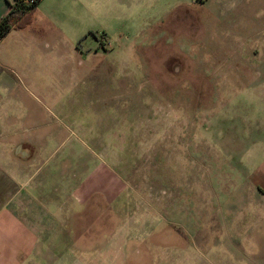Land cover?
I'll list each match as a JSON object with an SVG mask.
<instances>
[{"label":"rangeland","instance_id":"374dc122","mask_svg":"<svg viewBox=\"0 0 264 264\" xmlns=\"http://www.w3.org/2000/svg\"><path fill=\"white\" fill-rule=\"evenodd\" d=\"M151 2L40 0L0 38V135L15 142L1 163L22 165L25 138L42 166L0 169V219L27 213L17 201L54 162L103 169L118 195L90 200L135 226L119 228L125 253L72 249L77 264H264V0Z\"/></svg>","mask_w":264,"mask_h":264},{"label":"crops","instance_id":"0c3cea01","mask_svg":"<svg viewBox=\"0 0 264 264\" xmlns=\"http://www.w3.org/2000/svg\"><path fill=\"white\" fill-rule=\"evenodd\" d=\"M144 2H152L150 12H174V7L180 9L187 6L188 0H138ZM159 1L160 3H158ZM40 3L37 1L36 6ZM186 3V4H185ZM8 0H0V16L8 9ZM20 27H11L1 39L12 30L22 29ZM0 39V40H1ZM7 130V126L4 128ZM5 131L4 136L0 135V169H35L28 177L35 174L36 170L42 169L41 164L37 163L36 148L33 140L22 139V154H19L22 160V165L18 162L16 165L11 164L6 168L4 160H11L13 155V145L15 144L13 137ZM9 136V137H8ZM25 142V143H24ZM24 146V147H23ZM27 146V147H26ZM2 147V148H1ZM39 160V159H38ZM44 162L45 159H42ZM34 166V167H33ZM52 172L41 174L37 183L33 182L27 186L28 191L24 193L22 199L18 200L22 206L27 208V213L24 209L21 214H15L10 209V213H6L0 219V264H29V256L37 255V264L40 259L45 260V255L54 253L57 255L56 263L61 264L62 252L61 249H66V257L62 264H77L79 260L76 257L72 258L71 250L79 249L80 252L89 254L91 248L99 247L100 253H106L108 250L117 249L114 252L125 253L124 243L127 239L122 240L119 228L126 225L128 228L135 226L134 218L131 219L126 214L117 213L112 210L113 216H100L102 213L111 210V202L109 198L104 200L99 197L95 200H90V196L97 189L102 193L116 192L114 188L107 183L109 176L105 174L103 169H92L93 172L89 175L78 176L77 171L63 174L59 163L54 162L51 166ZM72 169V168H71ZM81 177V178H80ZM46 179H49L48 181ZM73 182L64 194L60 193L62 183L67 185L68 181ZM45 181L47 182L45 184ZM6 185L0 186V193H4ZM47 191V193L45 192ZM98 194V193H97ZM115 196L118 194L115 193ZM11 199V198H9ZM93 201V202H92ZM74 203V204H73ZM132 203H124V206ZM72 205V206H71ZM100 206V211L94 214L91 221L85 220L77 214V209L83 211V207ZM37 207V208H36ZM73 208V209H72ZM30 209L36 212L30 214ZM117 213V215L115 214ZM89 216V215H88ZM73 218V219H71ZM84 219V220H83ZM74 220V222H73ZM113 221L111 225L110 222ZM98 222V225L96 224ZM72 226V227H71ZM92 233L91 229H94ZM66 227V229H65ZM112 227V228H111ZM68 228V229H67ZM114 229V232L112 230ZM98 230V231H97ZM104 230L106 233H104ZM66 239V240H65ZM133 239V237H132ZM102 240V242L100 241ZM113 243V245H111ZM90 244V245H89ZM136 243L135 245H137ZM36 247L35 252H31L32 248ZM69 249V250H67ZM135 248L133 251L136 252ZM123 250V252H122ZM92 252V251H90ZM86 264L87 258H86ZM33 264V263H31ZM35 264V263H34Z\"/></svg>","mask_w":264,"mask_h":264},{"label":"trees","instance_id":"16d2710c","mask_svg":"<svg viewBox=\"0 0 264 264\" xmlns=\"http://www.w3.org/2000/svg\"><path fill=\"white\" fill-rule=\"evenodd\" d=\"M38 0H8L9 7L0 16V38L11 28L23 26V16L31 11Z\"/></svg>","mask_w":264,"mask_h":264}]
</instances>
